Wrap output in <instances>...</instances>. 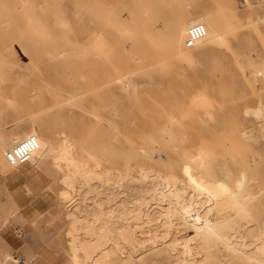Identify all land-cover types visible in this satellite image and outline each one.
<instances>
[{
  "label": "rangeland",
  "instance_id": "1",
  "mask_svg": "<svg viewBox=\"0 0 264 264\" xmlns=\"http://www.w3.org/2000/svg\"><path fill=\"white\" fill-rule=\"evenodd\" d=\"M194 22L204 34L190 42ZM258 104L264 0H0L1 222L19 191L33 200L23 224L48 230L67 264H264ZM23 137L35 150L13 165L5 150ZM64 145L81 174L58 159ZM105 168L118 195L132 192L129 172L155 171L198 204L172 219L160 210L148 227L139 220L136 237L155 248L99 243L72 220L91 219L92 196L106 190L84 175ZM149 201L151 215L167 207ZM254 239L262 250L238 249Z\"/></svg>",
  "mask_w": 264,
  "mask_h": 264
},
{
  "label": "bare ground",
  "instance_id": "2",
  "mask_svg": "<svg viewBox=\"0 0 264 264\" xmlns=\"http://www.w3.org/2000/svg\"><path fill=\"white\" fill-rule=\"evenodd\" d=\"M251 114L257 118H264V104H258V106H256L254 109L251 110ZM258 130L261 133V136L264 137V123L261 124V126L258 128ZM57 157L60 161H62V162L65 161L67 163V166L72 167V172L69 171V173H72V175L74 173L75 174H81V173H79V170L81 169L80 167L83 164L80 165L74 159V157H73L68 146L64 145L57 152ZM66 170L68 173V169H66ZM86 170H87L86 171L87 173L84 175V177L87 180H89V182H90V180L96 179V180H98L97 182L100 181L99 183L101 185L105 184V185H103V187H104L103 189L106 190V193L103 196V198H99V197L95 198L92 196V200L90 202V205H91L90 208H92V214L90 215L91 219L87 217L89 220L88 219L82 220L80 218L75 217L74 220H72V222L74 224L77 223L76 224L77 226H79V223L80 224L82 223V225H84V228H85V226L87 228L88 225H91L93 232L95 231L96 232L95 234H99V237H100L99 239L94 237V239H96V241L99 240V243H102V244H105V243L108 244L106 241H104V239H107L109 241V243H111V242L117 243V244L120 243V245L124 244V246H126L127 248H130L132 252H140V251H143V249L155 248L153 246L147 247L145 244L146 243L145 241H143L145 243H143V242L140 243L141 239H138L140 237H138V236L136 237L137 233L135 234V228L138 227L139 220L141 219L143 222H145L144 224H146V225H142V226H147V224L149 222L153 221V219L156 216H158V214H161V213H159L160 210H162L164 212L165 216L170 215V218L172 219L173 216L177 217V215L178 216L184 215L186 212L190 211L191 209L193 210L194 207L198 204L197 203V197H195V195L193 197L194 200H192L191 196H190L191 198H189L185 194L184 195H182L181 193L177 194V192H178L177 188L176 189L175 188L170 189V186H171V181H170L171 179L170 178L171 177L163 176V175H161L155 171L137 170V171L129 172L127 174V178H126L127 182H129V184L125 183V185L127 184V186L131 187L132 192L131 193H125V191L123 189H121L119 191V193L121 194V192H123V194H122V196H119L120 194L118 195L117 193H115L114 187H121L123 185H121L122 183L121 184L119 183V185H117V186L114 185L115 182H118V180H119L118 178L114 179V181H112V182H109V172H108L109 168H105L104 171L101 173L98 171H95V170H89V171H88V169H86ZM83 171H85V170H83ZM68 176L69 175L67 174V177ZM62 181H64V179ZM64 183H66V181ZM67 185L69 186L71 184L68 183ZM86 185H87V182H86ZM238 185H240V183ZM94 190L95 189H93V191ZM84 192H85V189H84ZM98 194H99V191L94 192V195H98ZM80 195H78V196H80ZM118 196H119V199L115 200V198ZM152 196H153V198H152ZM158 197H159V199H158ZM83 198H84V196H83ZM148 198H149V200L150 199L160 200V198H162V200L163 199L167 200V207L166 208L163 207L162 204L160 203L161 206L158 209H155L153 211V214L151 215L148 212L149 210H147V212H146V209H145V207L147 206V203L151 202L148 200ZM66 199H69V198H66ZM110 201H113V202H110ZM182 202L185 204H183ZM155 205L157 207V204H155ZM75 206H76V208L78 207L77 204ZM68 208H69V205H68ZM87 210L90 211L89 208ZM78 211H79V209H78ZM80 213L81 212H78V215ZM144 215H145V218L143 220L142 216H144ZM161 215H163V214H161ZM86 216H87V214H86ZM161 221H164V220H161ZM87 223H89V224H87ZM200 224L205 226V227L209 226V222L207 220H203ZM145 235H147V233H145ZM94 236H96V235H94ZM152 238H154V237H152ZM145 239H143V240H145ZM256 239L251 240V241H242L240 244V247H238V249L241 251H244L245 247L250 246L251 244H254L255 245L254 248H256L258 250H262V245H258V242L256 241ZM224 240L226 241V243H229V240L227 239V237L224 238ZM91 245H92V243H91ZM173 245L174 244H169L168 249L170 247H172ZM237 245H239V244H237ZM147 251H145V252H147Z\"/></svg>",
  "mask_w": 264,
  "mask_h": 264
},
{
  "label": "crops",
  "instance_id": "3",
  "mask_svg": "<svg viewBox=\"0 0 264 264\" xmlns=\"http://www.w3.org/2000/svg\"><path fill=\"white\" fill-rule=\"evenodd\" d=\"M23 194L11 193L17 210L7 221L1 222L0 212V264H67L59 249L49 241L48 230L23 224L26 210L22 209L33 201L25 200Z\"/></svg>",
  "mask_w": 264,
  "mask_h": 264
},
{
  "label": "built area",
  "instance_id": "4",
  "mask_svg": "<svg viewBox=\"0 0 264 264\" xmlns=\"http://www.w3.org/2000/svg\"><path fill=\"white\" fill-rule=\"evenodd\" d=\"M189 41L194 42L204 34V27L197 22L192 23L188 29ZM35 150V143L30 137L12 139L5 150V158L11 164H18L25 160Z\"/></svg>",
  "mask_w": 264,
  "mask_h": 264
}]
</instances>
